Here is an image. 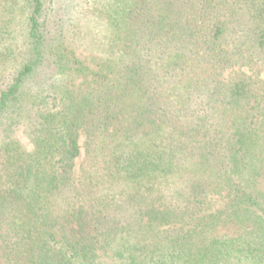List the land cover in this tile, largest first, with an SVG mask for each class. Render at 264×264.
I'll list each match as a JSON object with an SVG mask.
<instances>
[{
    "label": "trees",
    "instance_id": "16d2710c",
    "mask_svg": "<svg viewBox=\"0 0 264 264\" xmlns=\"http://www.w3.org/2000/svg\"><path fill=\"white\" fill-rule=\"evenodd\" d=\"M264 0H0V264H264Z\"/></svg>",
    "mask_w": 264,
    "mask_h": 264
},
{
    "label": "rangeland",
    "instance_id": "374dc122",
    "mask_svg": "<svg viewBox=\"0 0 264 264\" xmlns=\"http://www.w3.org/2000/svg\"><path fill=\"white\" fill-rule=\"evenodd\" d=\"M264 75V74H263Z\"/></svg>",
    "mask_w": 264,
    "mask_h": 264
}]
</instances>
